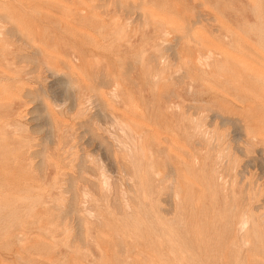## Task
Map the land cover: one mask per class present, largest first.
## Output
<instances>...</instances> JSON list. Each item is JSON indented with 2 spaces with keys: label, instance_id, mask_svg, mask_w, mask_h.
I'll return each mask as SVG.
<instances>
[{
  "label": "rangeland",
  "instance_id": "1",
  "mask_svg": "<svg viewBox=\"0 0 264 264\" xmlns=\"http://www.w3.org/2000/svg\"><path fill=\"white\" fill-rule=\"evenodd\" d=\"M0 264H264V0H0Z\"/></svg>",
  "mask_w": 264,
  "mask_h": 264
},
{
  "label": "bare ground",
  "instance_id": "2",
  "mask_svg": "<svg viewBox=\"0 0 264 264\" xmlns=\"http://www.w3.org/2000/svg\"><path fill=\"white\" fill-rule=\"evenodd\" d=\"M207 66V65H206ZM125 122V121H124ZM120 123V122H119ZM123 125V124H122ZM125 126H126V124H125ZM129 126V125H128ZM131 128V127H130ZM122 130L124 129V128H121ZM130 130V129H129ZM128 130V131H129ZM127 132V131H126ZM131 132V131H130ZM130 132H129V134H130ZM130 137V136H129ZM140 146V145H139ZM104 176V175H103ZM243 221H245V220H243ZM240 223V222H239ZM248 223V222H247ZM242 224H244V222L242 223ZM249 224V223H248ZM245 225H247L246 224V222H245V224L243 225V227L245 226ZM242 226V225H241ZM242 229V228H241ZM245 229V228H244ZM241 231V230H240ZM243 239V238H242ZM226 249V248H225Z\"/></svg>",
  "mask_w": 264,
  "mask_h": 264
}]
</instances>
